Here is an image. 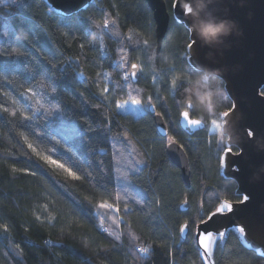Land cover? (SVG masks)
I'll list each match as a JSON object with an SVG mask.
<instances>
[{
	"label": "trees",
	"instance_id": "1",
	"mask_svg": "<svg viewBox=\"0 0 264 264\" xmlns=\"http://www.w3.org/2000/svg\"><path fill=\"white\" fill-rule=\"evenodd\" d=\"M165 1L171 20L160 53L156 50L155 18L145 0H96L71 15L74 25L71 31L45 0H7L0 5V18H3L0 30L9 34L0 36V50H10V34L22 19L28 18L31 31L27 33V57L21 59L38 71L57 66L54 76L38 74L31 83L26 82L27 73L14 76L11 84L0 79V103L9 108V113L17 109L27 112L28 104L35 111V98L28 99L30 93L23 97L18 94L23 90L22 85L36 90L42 101L55 96L54 102L73 120L83 116L94 125L104 120V115L91 105L100 103L99 92L105 85L113 89V101L139 99L145 111L139 115L121 111L115 114L114 103L103 107V113L111 118L109 136L126 132L129 137L127 150L117 145L123 155H116L111 141L99 134L91 145L96 153L79 140L70 145H65L63 140L59 145L54 141L41 143L28 127L21 126L19 114L12 117L0 109V225H8L7 233L0 229V264H207L193 238L195 230L184 240L179 226L186 220H196L198 224L200 215L209 208L215 211L223 200L235 202L237 186L235 181L221 176L217 142L208 132V124L194 135H188L179 124L183 110L180 102L186 86L184 77L200 71L190 66L185 55L190 42L188 31L173 20L169 0ZM105 19L115 21L109 25L110 32L95 26ZM81 20L88 22L92 35L102 37V43L78 30L82 27ZM115 31L121 35H112ZM144 39L150 41L148 46L142 43ZM135 62L142 69L137 84L131 82L129 73ZM125 74L128 81L124 80ZM177 76L181 79L174 89L171 81ZM41 80L52 84L57 92L40 87ZM149 97L168 125L169 135L183 146L189 157L190 187L181 177V170L167 157L169 140L159 136L153 116L146 111L149 104L144 102ZM231 106L229 100L227 107ZM191 113L199 118L196 111ZM204 120L207 123L208 118L205 116ZM24 124L35 130L47 127L43 118ZM21 132L29 136V142L38 150L65 163L82 180L75 181L62 169L44 165L27 148ZM69 146L73 147L75 156L67 151ZM133 147L134 158L146 161V166L137 165L128 172V152ZM49 148L55 151L48 153ZM100 148L106 151L100 152ZM101 160L105 169L103 178L98 174ZM117 166L121 172H127L133 185L127 189L129 195H125L116 178ZM32 171L37 175H31ZM138 191L144 194L141 203L132 199L133 196L141 199L136 196ZM216 194L220 201L216 200ZM186 199L189 209L181 211L179 208ZM105 200L115 203L120 211L104 217L101 228L95 205ZM125 205L130 209L128 212L123 210ZM37 216L40 220H36ZM114 218L118 225L113 223ZM110 232L121 234L122 242L115 241ZM16 244L19 249L15 248ZM137 247H148L149 251L141 256L136 252ZM212 252L215 264H264V257L245 248L234 230L226 241L216 240Z\"/></svg>",
	"mask_w": 264,
	"mask_h": 264
},
{
	"label": "water",
	"instance_id": "2",
	"mask_svg": "<svg viewBox=\"0 0 264 264\" xmlns=\"http://www.w3.org/2000/svg\"><path fill=\"white\" fill-rule=\"evenodd\" d=\"M95 1L45 0L54 12H62L70 16L86 9L85 5L88 6ZM145 1L153 11L156 24V50L160 53L163 38L169 29L171 15L165 0ZM224 9L228 11L225 12ZM176 15L180 16V12L177 11ZM200 16L204 20H211L214 16H226L236 21L243 31L242 36L229 37L226 45L215 51L211 57L208 56L209 48L202 47L200 42L194 46L193 54L192 50L187 48V60L194 70L202 71L205 67L223 70L225 87L232 104L236 105L227 119L235 125L240 136L238 144L240 155L228 154L226 166L221 169V176L236 182V193L247 194L250 197L243 205L232 202L233 212L218 214L210 224V228L225 232V237L221 239L226 241L230 231L234 230L237 225L244 226L246 238L239 235L242 244L245 248L264 257V172L260 171L264 168V151L258 150L255 140H250L245 135V130L251 128L257 137H264V98L258 95V90L264 86V0H244L243 7L240 6V0H220L217 5H210L208 9L201 12ZM181 19L183 22L188 21L187 28L192 32L190 27L192 19L190 17ZM132 72H137L138 78L132 77ZM129 73L131 82L137 84L141 78L140 69L130 68ZM146 111L153 116L159 136L168 140L169 128L162 115L156 116L157 107L153 111L148 105ZM191 111L189 110V118L196 119ZM179 124L188 135H194L207 127L206 122L191 126L182 115H180ZM166 154L172 164L181 170V177L186 186L190 187L191 168L185 149L178 143L170 146L168 141ZM254 174H259L260 178L255 179ZM179 209L188 211L189 202H183ZM188 235L189 232L181 233V238L185 240ZM197 245L202 253L203 248L199 243ZM212 250L213 247L211 252ZM202 258L207 264L208 262L215 264L213 252L210 257L202 256Z\"/></svg>",
	"mask_w": 264,
	"mask_h": 264
},
{
	"label": "snow or ice",
	"instance_id": "3",
	"mask_svg": "<svg viewBox=\"0 0 264 264\" xmlns=\"http://www.w3.org/2000/svg\"><path fill=\"white\" fill-rule=\"evenodd\" d=\"M13 2H15V0H13ZM184 2L185 0H169V7L172 10L173 20L181 21L185 25L188 33H191L190 30L187 28L188 21L183 22V20L181 19V18H185L186 15L188 14L185 11L181 10V4ZM6 3H7V0H0V5H4ZM85 8H87V5H85ZM177 11L180 12V16L176 15ZM59 15H60V18L65 21V26L68 27L69 30L71 31V29L74 27L72 23L73 21L72 16L65 15L62 12L59 13ZM2 19L3 18H0V20ZM110 23L114 24L115 21L113 20L110 22L109 20L105 19L101 23L99 28L105 30L106 32H110L111 31L109 27ZM29 24H30V20L28 18L22 19L18 27L14 29L12 33L10 34V38H9L10 50H7V49L0 50V79L7 82L8 84H11L13 82L14 76L24 75L27 73L28 77H27L26 82L31 83V81L36 79V76L38 74L44 75L46 73H51L54 76L55 72L57 71L56 65H52L49 68H45L43 70L38 71L36 69L30 68L28 64L24 62V59H21V58L26 59L27 57L26 47H27V42H28V37L23 38L21 36V32L23 31L26 34L29 33L31 31ZM81 25L82 27L78 30L84 31L86 35H92L87 21L81 20ZM0 28H2V24H0ZM67 34L68 33H65V35ZM4 35H9V34L5 31L0 30V36H4ZM112 35L119 37L121 33L119 31H115V32H112ZM137 35L139 36L140 34L137 33ZM128 39L131 40V37L129 36ZM96 40H99L102 43V37H97ZM190 40L191 42H189L186 45V47L192 50V54H193L194 46L197 45L199 41L196 39L194 34H190ZM142 43L145 46H148L150 41L148 39H144ZM11 45H16V46L12 47ZM81 48H83V45H81ZM21 49H25V50L21 51ZM185 55L187 56L188 54L186 53ZM121 60L124 61L125 58L121 57ZM22 63L24 64L23 67L20 66ZM48 63L51 64L52 62L48 61ZM117 67H120V65L118 64ZM131 68L140 69L142 71L141 66L136 63H132ZM97 75H99V73ZM131 75L132 77H137V72H132ZM180 79H181L180 76H177L174 79H172L171 81L172 88L175 89L178 87V81ZM124 80L125 81L129 80V76L127 74H125ZM21 87L23 90L18 93L21 97L25 96V93H30L31 95L28 96L27 98L30 100L35 98V104H36L35 111H33L32 104H28L27 112L17 109L9 113V108L5 107L3 103H0V109H2L3 113H8L12 117H17L19 114L21 126L28 127L31 131V134L34 137H36V139L39 140L41 143L45 141H48V142L54 141L55 144L59 145L61 140H63L65 145H70L73 141L79 140L89 146L90 152L96 153L97 150L95 148H92L91 145L96 135L99 134L103 136L105 139H109L111 141L113 148H114V153L116 155H123V153L121 152V148L117 147V145L123 146V148L127 150L129 146L127 143L129 141L128 134L126 132L125 133L117 132L109 136V134L112 133L111 118L105 115L102 111L106 103L107 104L114 103L115 109L117 110L115 114H118L119 110L124 107V103L126 102L122 103L119 101H113L111 99V92L113 91V89L109 88L107 85H105L99 92V96L101 97L100 103H93L91 105V107L95 108L98 112H101V114L104 115V120L101 121L99 125H94L93 123L89 122V120L84 118L83 116L78 117L75 120H73V118L67 114L65 109L59 103L54 102L55 96H52L47 101H42V97H38L37 91L34 90L33 88L31 87L24 88L23 85ZM40 87L50 88L51 93L57 92L56 87H54L52 84H45L43 80H41L40 82ZM121 90H123V88H121ZM5 95H8V94L6 93ZM258 95L261 98H264V86H262L258 90ZM81 96L82 98H84L83 93H81ZM151 101H152V98L149 97L148 101L144 103L149 104L152 110L155 111L157 105L152 103ZM133 103L140 105L142 101L137 99V100H134ZM13 104H16L15 100H13ZM46 104L49 106H46ZM235 107L236 105L231 106L232 109H235ZM28 112H31L32 114L28 115L27 114ZM37 113H39V115H37ZM230 113H232V111L225 114L226 118H229ZM161 115L162 114L160 112H156V116L159 117ZM181 115L191 126H198L201 124L200 121L189 118L190 117L189 111H183L181 112ZM41 118H43V120L45 121V124L47 126L46 128L35 130V129H31L30 125L24 124V121L39 120ZM20 135L23 136L24 142L27 144V148L30 149L31 153L34 154L38 158V160L42 161L44 165L51 166L52 168H55V169H62L63 172L67 176L71 177L75 181L82 180V177L78 175L76 171H73L72 168L66 166L65 163H62L59 159H54L51 154H45L43 151L38 150V148L33 143L29 142L28 135H25L23 132H21ZM245 135L247 138L250 136L253 137L254 140L257 137L256 133L251 128H247L245 130ZM168 140H169L170 146L175 145L177 143L175 138L171 136L168 137ZM221 145L223 144L217 143V147H218L217 156L219 160V165L221 168H223L226 166V163H227L226 158L228 154L240 155V153L237 154L234 151V149L231 147V145H228V146H225V145L221 146ZM181 147L183 146L181 145ZM54 151H55V148L47 149L48 153H51ZM67 151L72 153L73 156H75L73 147L71 146L67 147ZM99 151L105 152L106 150L104 148H100ZM135 153H136V149L134 147L131 149V151L128 152V157L130 158V165L127 169L128 172H131L134 169H136L137 165L146 166V161L137 160L134 158ZM118 164L119 162H117V165ZM13 171H28V170L27 169H13ZM104 172H105V169H104L103 161L101 160L98 162V174L101 178H103ZM117 173L118 175L116 178L120 182L121 187L125 190V195H129L127 189L133 188V185L128 180L127 172H121L119 167L117 166ZM30 174L33 176H36L37 172L32 171L30 172ZM87 175L91 176L92 174L87 173ZM143 195H144L143 193L138 191L136 193V196H140L141 199H136L135 196H133L132 199L136 203H141L143 199ZM236 196H237V199L235 203L240 204V205L245 204L250 199V197L247 194H241V193L238 194V192L236 193ZM119 199L120 197L117 196V200ZM216 200L220 201V196L218 194H216ZM156 203L159 204V200H157ZM184 203H188L187 199L184 201ZM95 207L98 210L97 217L100 219L99 226L101 228H103L104 217L108 216L109 213H112V212L119 213L120 211L119 207H117L115 203H109L107 200L96 204ZM99 210H103V211H99ZM123 210L125 212H128L130 209L128 208L127 205H125ZM227 212H233V204L229 200H223L222 202L218 204V206L215 207V211L209 208L207 212L200 215L198 217L199 219L198 224L196 223V220L184 221V223L179 226V232L183 234L185 232H191L194 229L195 231H194L193 238L203 248V252L201 253V256L210 257L212 255L211 249H212L213 243L216 242L218 238L225 237V232L220 231L219 229H216V228H210V224L212 223V221L218 214H224ZM36 220H40V217L37 216ZM113 223L118 225L119 221L114 218ZM0 229H2L4 233H7L8 225L7 224L0 225ZM105 231H107V229H105ZM234 231L238 232L241 237L246 238V230L244 226L237 225L234 228ZM109 235L114 236L115 241L122 242L121 234L110 232ZM133 239H136V237H133ZM45 243H50V242L45 241ZM19 247H20L19 244L15 245L16 249H19ZM255 250L261 251L260 249H255ZM148 251H149L148 247H137L136 248V252L139 253L141 256L146 255Z\"/></svg>",
	"mask_w": 264,
	"mask_h": 264
},
{
	"label": "clouds",
	"instance_id": "4",
	"mask_svg": "<svg viewBox=\"0 0 264 264\" xmlns=\"http://www.w3.org/2000/svg\"><path fill=\"white\" fill-rule=\"evenodd\" d=\"M220 0H185L181 4V10L188 13L187 18L192 19L190 25L196 39L201 43L202 47H208V56L214 55L215 51L226 45L229 37L242 36L243 31L239 28L236 21L225 17L214 16L211 20H204L200 13L209 8L210 5H217ZM240 6H244V0H240ZM227 12V9H224ZM100 22H96L95 26L99 28ZM23 38H27V34L21 32ZM97 35L93 34L91 40L95 41ZM222 69L204 68L200 72L185 76L186 86L183 89V99L180 102L183 111L194 110L199 114L200 123H205L204 117L208 118V132L214 135L217 143L225 146L231 145L236 153H240L238 144L240 136L236 131L235 125L226 118L225 114L233 109L227 107L230 96L225 87L226 81L222 75ZM232 105H235L234 103ZM253 139V137H248ZM255 146L258 150L264 151V137L255 138ZM264 172V168H261ZM255 179H259V174H254Z\"/></svg>",
	"mask_w": 264,
	"mask_h": 264
},
{
	"label": "rangeland",
	"instance_id": "5",
	"mask_svg": "<svg viewBox=\"0 0 264 264\" xmlns=\"http://www.w3.org/2000/svg\"><path fill=\"white\" fill-rule=\"evenodd\" d=\"M124 102H126V103H124ZM122 103H124V107L119 110L121 112H129V113H132L133 115H139V114H142L143 112H145L144 108L141 105H137L131 101L123 100ZM218 239H221V238H218ZM215 244H216V242L213 243L212 247H214ZM206 261L208 262L207 259H206ZM208 264H210V262H208Z\"/></svg>",
	"mask_w": 264,
	"mask_h": 264
}]
</instances>
